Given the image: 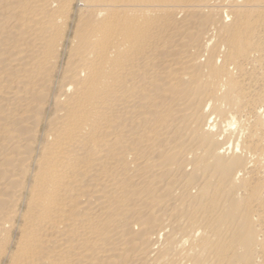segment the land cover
<instances>
[{
	"label": "bare ground",
	"instance_id": "obj_1",
	"mask_svg": "<svg viewBox=\"0 0 264 264\" xmlns=\"http://www.w3.org/2000/svg\"><path fill=\"white\" fill-rule=\"evenodd\" d=\"M0 264H264V0H0Z\"/></svg>",
	"mask_w": 264,
	"mask_h": 264
}]
</instances>
